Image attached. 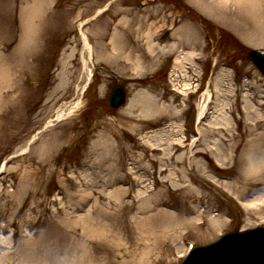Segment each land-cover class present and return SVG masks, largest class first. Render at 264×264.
Listing matches in <instances>:
<instances>
[{"label": "rangeland", "instance_id": "374dc122", "mask_svg": "<svg viewBox=\"0 0 264 264\" xmlns=\"http://www.w3.org/2000/svg\"><path fill=\"white\" fill-rule=\"evenodd\" d=\"M77 1L44 0L46 21L39 32L45 27L46 33L25 42L22 13L32 0H0V55L16 87L9 99L6 93L13 88H0V264H180L188 242L201 246L233 230L264 227V178L245 179L237 168L246 149L264 137V76L248 58L250 50L264 52V0L258 8L247 5L233 25L198 11L190 0ZM124 10L136 27L152 22L157 27L158 19L169 15L175 25L159 30L162 43L185 22L190 24L193 29H185L187 36L177 47L193 53L190 67L177 74L174 52L167 47L147 55L143 68L119 66L90 32ZM148 11L158 14L151 17ZM84 20L90 61L78 32V21ZM109 41L110 35L103 42ZM71 50L75 56L66 60ZM66 65L69 79L63 75ZM115 85L126 88V104L148 105L149 94L159 103L171 102L177 118L158 111L143 117L139 109L130 114L126 104L112 109L108 96ZM55 91L61 96L53 97ZM209 92V114L213 105L227 108L229 124L217 130L211 126L218 114L200 121L197 117ZM196 132L202 140L199 150L219 148L227 155L221 162L210 157L211 163L196 155L200 169L211 176L210 184L200 183L201 194L186 202L196 210L179 215L180 223L168 228L150 226L147 217L157 209L178 213L173 205L184 203L179 188L196 186L186 178V183L176 181L175 188L159 189L163 175L150 163L159 156L151 149L186 155ZM232 135L236 140L221 142ZM174 139L184 143L165 145ZM179 170L173 163L169 166V172ZM234 180H247L252 193L242 197L232 186ZM123 181L131 182L132 189ZM99 194L104 200L97 209L94 199ZM138 194L170 206L138 210L145 206ZM205 207L210 210L204 212ZM217 218L222 227L211 232L209 220Z\"/></svg>", "mask_w": 264, "mask_h": 264}, {"label": "bare ground", "instance_id": "6f19581e", "mask_svg": "<svg viewBox=\"0 0 264 264\" xmlns=\"http://www.w3.org/2000/svg\"><path fill=\"white\" fill-rule=\"evenodd\" d=\"M79 1V0H78ZM77 1V3H78ZM262 0H190V3L198 10V11H205L210 17L213 19H216L217 21H220L221 19L226 20L228 25H233L235 23V20L237 16H240V11L247 7V5H255L256 8H258L259 5H261ZM44 0H32V3L26 7V9H23L22 18H23V37L25 42L28 41L30 38H36L37 34L39 32V26H42V24L46 21V15H45V4ZM105 8L98 10L95 15H99V12H104ZM118 14V15H117ZM146 14L152 16H157V13L154 12H146ZM117 15V16H116ZM129 12L128 10L119 11L115 14L113 17L110 15L109 17L111 20L105 21L103 23V28L97 29L98 27H95L90 33L91 36H94L97 40V43L99 46H101V50L104 53L110 54L111 57L114 56L116 59L115 62L119 66H123L124 68H131L133 65L137 66L139 68H143L148 63V56L153 50H156L157 52H161L164 48H169V52H174V60H173V68L178 73H184V70L190 67L191 60L193 59L194 55L192 52H183L184 50L178 51L177 47H179L180 39L183 41V38H185L183 35L186 28L193 29V27L188 24L184 23V26H182L180 29L174 31L171 34V37L169 36L168 39H166L165 43H162V39L158 36L159 30L163 29L164 27L175 25V21L171 19L169 15L163 16V18H159L158 20L161 21V25L157 26V22H152L148 25L145 24H139L137 27L134 26L135 21L132 19H128ZM79 18V15L76 17V19ZM109 18V19H110ZM75 19V20H76ZM155 21V20H154ZM78 32L80 33V38L83 45V50L88 54L87 59L90 61V54H91V46L89 44L88 36L84 33L82 30L83 25L86 21H78ZM225 22V23H226ZM146 25V34L143 35V28ZM173 26L171 28H173ZM238 32L240 31V26L237 27ZM112 29V32H110ZM46 28L40 29L39 33H46ZM42 35V34H41ZM110 35V41L108 44H105L103 41L106 37ZM43 36V35H42ZM187 36V35H186ZM29 38V39H28ZM28 46H26L27 48ZM23 48L21 47L20 50ZM16 54H19V50H15ZM135 53H138L139 55H135ZM168 53V54H170ZM75 56V52L71 50L67 56H65L66 60H69ZM82 55H80L81 57ZM87 61V63H88ZM3 56L0 55V88L4 87H10L13 88V90H8L6 93V96L8 99L10 98V94L12 91L16 90V87H14V83L12 82V78L9 75V72L7 71V64L4 62ZM86 63L83 61L82 65H85ZM189 64V65H188ZM188 65V67H186ZM21 66V63H20ZM67 65L64 67L65 70H67ZM16 69V68H14ZM63 72L64 78L69 79L71 77L69 69L67 71ZM90 72V71H89ZM13 74V73H11ZM8 87V88H9ZM5 88V89H8ZM69 87H66L63 91H67ZM4 89V91H5ZM216 99L218 98V91H216ZM233 93L237 94V89L233 90ZM53 97L61 96L59 95L58 91H55L54 94H52ZM146 102H148V105H139V101L137 103H127L128 113H132L135 110L139 109L140 113L143 117H146L148 115H151V113H156L157 111L162 114V116H166L168 118H177L178 112L174 110V107L171 102L165 104V103H159L154 97L150 96L149 94L146 96ZM244 95L242 96V98ZM208 98V97H207ZM78 106V101L75 106L71 107V111L73 112L74 107ZM211 109V108H210ZM213 111L211 110V117L212 115L218 114V118L215 119V122L212 124V129H220L218 126H221L223 124H229L226 120V113L227 111H224L227 109L225 106H221L220 108L213 105L212 107ZM231 109V108H229ZM75 111V110H74ZM252 111V110H251ZM254 113V111H252ZM210 114L207 112L206 114V104L205 102L200 106L198 111V120L205 117H210ZM253 114H251L252 116ZM211 119V118H209ZM229 126V125H228ZM218 134L222 135L221 130L217 131ZM241 134V135H240ZM240 136H242V133L240 131ZM173 136V134L171 133ZM263 136V135H262ZM227 138H220L221 142L223 144L236 140V136H226ZM260 140V139H259ZM257 140L255 144H253L250 148H247L246 153L241 157L240 161H237V168H241L242 172L244 173L245 179H250L252 176H255L257 178H260L263 180L264 178V137L259 141ZM262 141V142H261ZM202 140H198V145L201 144ZM260 142V143H259ZM168 147L173 148L174 144H177L180 146L183 144L182 140L180 139H174L172 142L168 144V142L165 143ZM158 149H151V152L157 153L159 156L156 158H151V164L154 162L157 164L158 168V176L163 175L161 180L157 184V178L153 174V183L157 184L159 186L164 185H170L173 188L177 186L176 181H180V183H186V178H188L187 182H190L192 184H195L196 186H192L191 184L187 183L185 186L179 188V197L183 200L184 203L180 206L178 203L174 204L173 207L177 210V214H170L167 211L164 210H158L157 208L160 206H166L169 207L170 203L166 201H158L155 199H152L149 201L146 199V197L141 196L142 192L137 195V199L143 200L145 203V206H140L138 210L142 211H149L152 212V210L157 209L155 214L149 215L147 218L150 221V226H156L160 225L162 227H170L173 223H180L182 218H180L179 215H188L190 213H193L196 210V206L189 207L186 202H193L195 195H200V189H204L203 185L200 183H208L210 184V177L209 171L205 169H200V164L194 160L196 155L201 156L203 159L207 160L208 163H211V158L215 159L218 162H221L223 157L227 155L224 150H220L218 148L209 149V151H202L198 148L190 149L189 152L185 155H177L176 157L173 156L174 153L168 151V148L164 150L165 152ZM211 154H214L211 155ZM163 155V156H162ZM211 157V158H210ZM171 163L174 164V166H180L179 171L169 172V166ZM220 165L221 164H218ZM221 177V176H220ZM177 178V180H176ZM128 179V178H127ZM109 182H114V179H111ZM127 183L132 185L129 181H123L122 184ZM233 187H235V190L241 194V196H245L247 194L252 193L250 189V183H248L247 180L245 181H233ZM198 186V187H197ZM131 187V189H132ZM200 188V189H199ZM262 188L264 189V185H262ZM158 189V190H159ZM157 190V191H158ZM163 190V189H162ZM168 190H164L166 192ZM163 192V193H164ZM152 193V191H150ZM101 194V193H100ZM97 195V197L94 199V208L99 209V203L103 199V195ZM236 194V193H235ZM236 199H241L238 194L235 195ZM263 201V200H259ZM260 206L258 203H254V206ZM247 207V206H245ZM250 208V207H249ZM209 207H205L204 212L209 211ZM201 220V219H200ZM148 222V221H146ZM145 223L142 222L141 226ZM221 220L219 218L217 219H210L209 220V226L211 227V232L213 230H216L217 227L218 230H220ZM201 223H198V225ZM203 224H206L208 226L207 222H203ZM186 226V225H184ZM180 227V226H179ZM4 257H6V254H3Z\"/></svg>", "mask_w": 264, "mask_h": 264}, {"label": "water", "instance_id": "95a60500", "mask_svg": "<svg viewBox=\"0 0 264 264\" xmlns=\"http://www.w3.org/2000/svg\"><path fill=\"white\" fill-rule=\"evenodd\" d=\"M248 57L264 74V55L251 51ZM124 96V89L115 87L110 104L119 106ZM182 264H264V228L225 234L212 244L196 247Z\"/></svg>", "mask_w": 264, "mask_h": 264}]
</instances>
